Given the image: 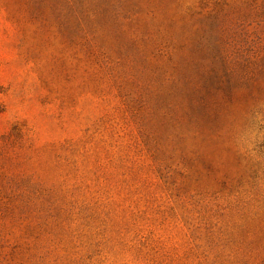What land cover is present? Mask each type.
Masks as SVG:
<instances>
[{"label":"rangeland","instance_id":"1","mask_svg":"<svg viewBox=\"0 0 264 264\" xmlns=\"http://www.w3.org/2000/svg\"><path fill=\"white\" fill-rule=\"evenodd\" d=\"M0 264H264V0H0Z\"/></svg>","mask_w":264,"mask_h":264}]
</instances>
